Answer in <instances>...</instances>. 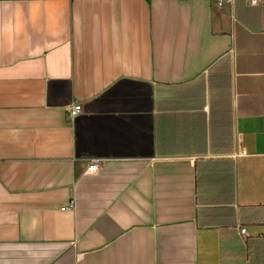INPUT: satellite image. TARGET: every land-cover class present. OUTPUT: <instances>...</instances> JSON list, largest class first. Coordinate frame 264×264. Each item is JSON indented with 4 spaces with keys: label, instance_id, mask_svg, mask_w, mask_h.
<instances>
[{
    "label": "crops",
    "instance_id": "1",
    "mask_svg": "<svg viewBox=\"0 0 264 264\" xmlns=\"http://www.w3.org/2000/svg\"><path fill=\"white\" fill-rule=\"evenodd\" d=\"M0 264H264V4L0 0Z\"/></svg>",
    "mask_w": 264,
    "mask_h": 264
},
{
    "label": "built area",
    "instance_id": "2",
    "mask_svg": "<svg viewBox=\"0 0 264 264\" xmlns=\"http://www.w3.org/2000/svg\"><path fill=\"white\" fill-rule=\"evenodd\" d=\"M246 4L250 7H257L264 4V0H245ZM233 0H215V6L218 9L222 8L223 3L232 4ZM81 113L80 103H73L67 110V118L69 120L75 119ZM101 158L91 159L84 171V173H96L101 165ZM74 207L73 202H69L64 208L72 209ZM63 208V209H64ZM240 234L246 236V228L240 229Z\"/></svg>",
    "mask_w": 264,
    "mask_h": 264
}]
</instances>
